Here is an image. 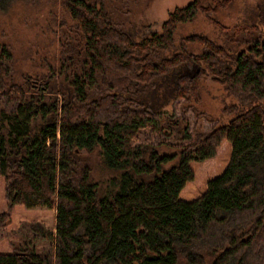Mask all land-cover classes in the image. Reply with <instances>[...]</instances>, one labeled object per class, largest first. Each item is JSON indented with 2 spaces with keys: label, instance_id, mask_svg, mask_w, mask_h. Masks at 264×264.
<instances>
[{
  "label": "trees",
  "instance_id": "obj_1",
  "mask_svg": "<svg viewBox=\"0 0 264 264\" xmlns=\"http://www.w3.org/2000/svg\"><path fill=\"white\" fill-rule=\"evenodd\" d=\"M0 0V14L19 2ZM48 1V0H44ZM57 1V0H55ZM75 22L61 39L60 61L39 78L13 81L12 56L0 54V179L7 212L55 211L53 252L14 248L0 264H264V29L239 32L229 52L201 36L175 44L178 25L199 13L211 20L222 3L176 8L161 32L136 39L116 0H59ZM125 7V0H120ZM124 14V15H123ZM202 46L200 54L187 45ZM210 78L233 97L226 125L198 128L200 83ZM181 100V116L168 108ZM188 113L194 114L192 133ZM176 153L133 144L162 122ZM231 144L223 174L196 201L179 195L194 180L192 163L212 160ZM99 150L117 173L102 196L80 153ZM32 230L42 237L38 224Z\"/></svg>",
  "mask_w": 264,
  "mask_h": 264
},
{
  "label": "rangeland",
  "instance_id": "obj_2",
  "mask_svg": "<svg viewBox=\"0 0 264 264\" xmlns=\"http://www.w3.org/2000/svg\"><path fill=\"white\" fill-rule=\"evenodd\" d=\"M117 1V7L126 10L127 15L116 18L127 26L133 24L136 39L146 37L151 32H161L162 23L169 13L176 8L188 6L192 0H125V7ZM202 6H214V0H200ZM221 9L212 19H207L199 13L194 21L178 25L175 31V44L179 46L182 38L201 36L214 41L229 52H238L244 48V43H238L239 32L248 33L257 28L264 29V0H218ZM75 22L68 12L60 5L59 0H41L32 3L19 2L10 13L0 14V54L5 49L12 56L10 70L13 81L17 85L23 84L27 78H39L48 73V67H57L60 61L61 37L73 34L69 31ZM257 27V28H256ZM188 52L200 54L202 46L187 45ZM201 103L196 107L203 118L197 127L203 130L213 125H226L235 114L226 113V107L236 104L222 86L215 84L210 78L200 83ZM181 100L174 102L168 108L169 113L181 116ZM188 131L192 133L194 114L188 113ZM162 122V130L147 128L134 139L161 145L164 153L178 152V146L172 138L165 137L168 130ZM82 160L91 170V179L97 185L100 195L109 196L116 192L113 179L119 178V173L108 169L104 165L103 156L99 150L93 152L82 151ZM231 156V144L222 142L217 155L212 160L192 163L194 180L189 183L179 195V201L191 203L200 198L206 191L207 183L220 177L226 169ZM7 212V202L4 196V183L0 179V214ZM38 224L47 231V237H42L32 230V225ZM55 232V211L46 209H26L18 206L10 215L9 220L0 226V255L12 254L13 249H33L37 254H51L53 252L52 235ZM185 264V263H183Z\"/></svg>",
  "mask_w": 264,
  "mask_h": 264
}]
</instances>
